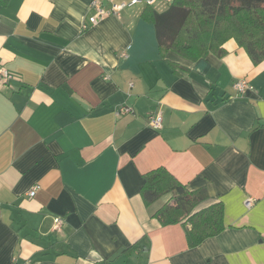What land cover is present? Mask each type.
Listing matches in <instances>:
<instances>
[{
  "label": "crops",
  "instance_id": "0c3cea01",
  "mask_svg": "<svg viewBox=\"0 0 264 264\" xmlns=\"http://www.w3.org/2000/svg\"><path fill=\"white\" fill-rule=\"evenodd\" d=\"M91 2L0 0L13 75L0 86V264H264V60L233 38L221 55L161 53L147 12L165 0L82 29ZM241 78L253 91L236 95ZM157 167L206 191L195 210L220 203L224 228L190 247L182 223L153 217L169 195L146 207L140 188Z\"/></svg>",
  "mask_w": 264,
  "mask_h": 264
},
{
  "label": "trees",
  "instance_id": "16d2710c",
  "mask_svg": "<svg viewBox=\"0 0 264 264\" xmlns=\"http://www.w3.org/2000/svg\"><path fill=\"white\" fill-rule=\"evenodd\" d=\"M147 13L161 53L171 50L190 60L210 52L221 55L222 44L233 38L253 63L264 60V0H172L164 11ZM140 195L146 207L169 195L152 216L162 225L182 223L190 247L224 228L222 205L195 210L206 191L189 190L163 167L143 174Z\"/></svg>",
  "mask_w": 264,
  "mask_h": 264
},
{
  "label": "built area",
  "instance_id": "2783aa9c",
  "mask_svg": "<svg viewBox=\"0 0 264 264\" xmlns=\"http://www.w3.org/2000/svg\"><path fill=\"white\" fill-rule=\"evenodd\" d=\"M155 0H130V1H121L117 3H112L109 8L102 7L98 0H92L91 5L95 8L94 14L88 17L87 21H84L81 25L82 29H86L89 26L95 25L99 20L104 18L106 15L110 13L118 14L123 8L127 6L134 5L139 2L145 3V5H152ZM168 3H171L172 0H165ZM12 73L8 70L1 62H0V86L6 85L10 79H12ZM233 89L236 95H242L246 91H253V86L251 83L244 78L238 79L233 83ZM115 115L119 116L125 113L131 112V108L126 105H119L114 110ZM161 113L160 111H156L149 118V124L154 128H159L161 126ZM38 185H34L29 191L28 195L33 196L36 190L38 189ZM253 198L248 197L244 200V205L249 207L253 203ZM62 220L59 217H54V227L59 229L61 227Z\"/></svg>",
  "mask_w": 264,
  "mask_h": 264
},
{
  "label": "water",
  "instance_id": "95a60500",
  "mask_svg": "<svg viewBox=\"0 0 264 264\" xmlns=\"http://www.w3.org/2000/svg\"><path fill=\"white\" fill-rule=\"evenodd\" d=\"M121 250H118L116 253H114L110 258H109V261H112L114 260L117 256H119Z\"/></svg>",
  "mask_w": 264,
  "mask_h": 264
}]
</instances>
